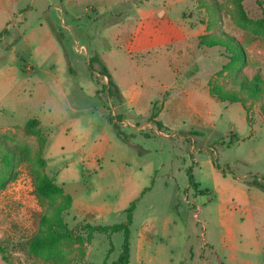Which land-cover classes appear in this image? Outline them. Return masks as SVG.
Segmentation results:
<instances>
[{
	"label": "rangeland",
	"instance_id": "374dc122",
	"mask_svg": "<svg viewBox=\"0 0 264 264\" xmlns=\"http://www.w3.org/2000/svg\"><path fill=\"white\" fill-rule=\"evenodd\" d=\"M108 1L0 0V32L9 28L0 38V264H111L122 233L85 225L125 223L132 201L128 264H264V191L247 184L264 181V98L239 86L264 83V0L179 8L197 34L173 57L132 52L134 2L87 9ZM204 35L231 37L243 58L201 46ZM94 55L118 87L137 92L136 109L111 92ZM211 86L241 95L245 108L218 101ZM41 176L71 198L63 221L72 235L31 252L49 213L35 195Z\"/></svg>",
	"mask_w": 264,
	"mask_h": 264
},
{
	"label": "trees",
	"instance_id": "16d2710c",
	"mask_svg": "<svg viewBox=\"0 0 264 264\" xmlns=\"http://www.w3.org/2000/svg\"><path fill=\"white\" fill-rule=\"evenodd\" d=\"M259 26L263 28L264 31V19L260 21ZM9 33L8 28H5L0 32V38ZM199 44L205 47H215L222 46L225 47L230 53V60L233 63H238L241 61L242 50L241 46L227 35L223 37H217L215 35H204L199 38ZM243 60V59H242ZM89 63H95L100 68V74L107 79V85L111 88V92L120 94L119 87L112 80V77L107 69V67L100 61L98 55H94L90 58ZM241 94L247 95L248 99L260 100L264 98V83L259 76H254L251 80L243 78L239 82ZM209 93L216 97L220 102H230L244 103L243 97L236 94H224L220 89H216L215 86H211ZM244 108L245 105L243 104ZM247 112V111H246ZM154 116V115H152ZM30 122V121H29ZM161 126V123H157ZM29 125V123L27 124ZM113 130L115 131L117 137L125 142L126 137L120 130L117 122L112 123ZM39 134V131L36 132ZM188 179L192 186H197L190 172H188ZM249 186H254L264 191V181L259 178H253L247 183ZM35 195L39 199L41 204H47L48 214L41 216L39 220V229L36 235H34L28 241V247L31 252H36L39 250H52L59 243L66 240H71L72 231L68 229L67 225L63 221V213L66 212L72 205L71 198L64 192L61 187L53 184L45 176H41L35 180ZM57 198V199H56ZM136 201H132L129 207L126 209V222L120 224H113L107 226L101 225H85L89 234L94 232L110 235L112 233L121 232L123 235V241L121 245V252L117 259L111 264H128L130 257V230L129 225L132 221V213L135 209ZM110 239V238H109Z\"/></svg>",
	"mask_w": 264,
	"mask_h": 264
},
{
	"label": "crops",
	"instance_id": "0c3cea01",
	"mask_svg": "<svg viewBox=\"0 0 264 264\" xmlns=\"http://www.w3.org/2000/svg\"><path fill=\"white\" fill-rule=\"evenodd\" d=\"M132 1L139 14V22L130 40L129 47L132 52L145 56L163 51L173 57L174 51L171 48L176 46L186 49V46L194 41L197 34L196 28L190 25L187 18H183L180 12L182 9L179 10V8L193 6V0H160L162 4L159 7L150 6L151 1L149 0ZM125 2L126 0H111L100 7H88L87 9L93 10L95 14H102L119 8ZM176 56L178 57L176 61H179V55ZM119 90L125 98L126 106L136 109L139 103L136 97L137 92L131 87L124 90L119 87Z\"/></svg>",
	"mask_w": 264,
	"mask_h": 264
},
{
	"label": "built area",
	"instance_id": "2783aa9c",
	"mask_svg": "<svg viewBox=\"0 0 264 264\" xmlns=\"http://www.w3.org/2000/svg\"><path fill=\"white\" fill-rule=\"evenodd\" d=\"M76 50H77V51H82V50H85V48H84L83 46L80 45V46H77Z\"/></svg>",
	"mask_w": 264,
	"mask_h": 264
}]
</instances>
